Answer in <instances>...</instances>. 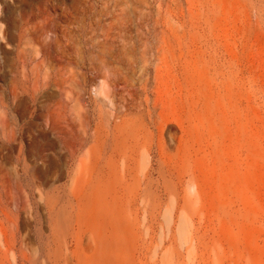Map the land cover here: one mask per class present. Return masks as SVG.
Segmentation results:
<instances>
[{"label": "rangeland", "instance_id": "1", "mask_svg": "<svg viewBox=\"0 0 264 264\" xmlns=\"http://www.w3.org/2000/svg\"><path fill=\"white\" fill-rule=\"evenodd\" d=\"M0 98V264H264V0H0Z\"/></svg>", "mask_w": 264, "mask_h": 264}, {"label": "bare ground", "instance_id": "2", "mask_svg": "<svg viewBox=\"0 0 264 264\" xmlns=\"http://www.w3.org/2000/svg\"><path fill=\"white\" fill-rule=\"evenodd\" d=\"M5 49V48H4ZM22 51L25 53V51L22 49ZM7 52V50H6ZM24 59V58H23ZM24 67V66H23ZM25 69V68H24ZM25 76V74H23ZM38 77V76H37ZM39 85V83H38ZM47 86V85H46ZM57 88V87H56ZM12 97L14 99V102H17V103H22L23 100H22V95H23V90H21V87L20 86H13V89H12ZM1 99V98H0ZM1 103L4 105L5 108H9L10 105H8L6 103V101L2 100ZM6 114V113H5ZM13 130V129H12ZM14 134V133H13ZM17 136V135H16ZM3 142V141H2ZM11 142V139H9L8 143ZM12 142H15V141H12ZM1 143V142H0ZM4 144V143H3ZM22 149V148H21ZM2 151V150H1Z\"/></svg>", "mask_w": 264, "mask_h": 264}]
</instances>
